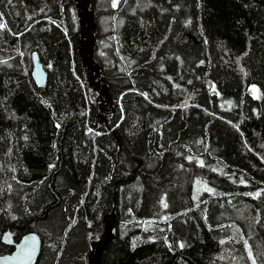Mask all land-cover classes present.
Here are the masks:
<instances>
[{
    "label": "trees",
    "instance_id": "trees-1",
    "mask_svg": "<svg viewBox=\"0 0 264 264\" xmlns=\"http://www.w3.org/2000/svg\"><path fill=\"white\" fill-rule=\"evenodd\" d=\"M0 25V254L10 228L34 264H264V0H0Z\"/></svg>",
    "mask_w": 264,
    "mask_h": 264
},
{
    "label": "water",
    "instance_id": "water-1",
    "mask_svg": "<svg viewBox=\"0 0 264 264\" xmlns=\"http://www.w3.org/2000/svg\"><path fill=\"white\" fill-rule=\"evenodd\" d=\"M32 75L38 85H44L47 73L36 52L32 54ZM189 102L190 97L182 100L180 105L186 106ZM1 241L13 248L7 253L0 254V264H34L36 262L41 240L35 232L27 231L15 240L13 231L7 228L1 235Z\"/></svg>",
    "mask_w": 264,
    "mask_h": 264
},
{
    "label": "bare ground",
    "instance_id": "bare-ground-1",
    "mask_svg": "<svg viewBox=\"0 0 264 264\" xmlns=\"http://www.w3.org/2000/svg\"><path fill=\"white\" fill-rule=\"evenodd\" d=\"M33 76V75H32ZM207 85H208V87H209V92L211 93V94H213L214 93V90H213V88H212V83L210 82V81H207ZM7 229V228H6ZM41 240V239H40Z\"/></svg>",
    "mask_w": 264,
    "mask_h": 264
},
{
    "label": "snow or ice",
    "instance_id": "snow-or-ice-1",
    "mask_svg": "<svg viewBox=\"0 0 264 264\" xmlns=\"http://www.w3.org/2000/svg\"><path fill=\"white\" fill-rule=\"evenodd\" d=\"M9 2H11V0H9ZM3 25H0V27H2ZM255 195H260L259 193H256ZM167 205H165V207H166Z\"/></svg>",
    "mask_w": 264,
    "mask_h": 264
}]
</instances>
